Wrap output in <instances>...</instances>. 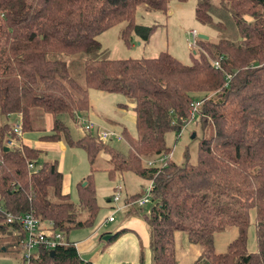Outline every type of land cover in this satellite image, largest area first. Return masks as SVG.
Listing matches in <instances>:
<instances>
[{
	"label": "trees",
	"instance_id": "16d2710c",
	"mask_svg": "<svg viewBox=\"0 0 264 264\" xmlns=\"http://www.w3.org/2000/svg\"><path fill=\"white\" fill-rule=\"evenodd\" d=\"M170 1L0 0V143L13 137L8 117L16 116L25 134L43 132L42 118L48 115L52 128L41 140L81 148L89 169L75 186L73 203L61 191L55 162L35 168L42 152L21 140L16 150L0 149V232L14 234L7 237L22 262L23 234L15 224H5L4 214H31L64 238L91 228L99 213L91 172L102 153L109 180L128 173L151 185L148 212L142 213L144 205L134 206L146 225L150 264H176L175 233L198 247L194 264H264V0H218L216 6L197 0L194 19L215 31L217 40L198 39L190 65L165 51L139 59L100 53L96 37L120 24L122 45L146 42L155 27L135 24L137 11L166 18ZM78 53L81 68L73 75L64 57ZM90 90L130 101L135 136L126 137L125 155L90 132L72 140L59 119L75 120V114L87 112ZM196 100L201 137L195 163L186 159L177 166L169 157L162 166L143 164L170 154L164 137L177 135L182 119L190 122L188 110ZM30 162L33 171L27 169ZM141 195H130L125 205L133 207L129 204ZM250 218L254 253L245 249ZM229 228H235V238L223 253H214L213 235ZM27 264L90 263L68 242L51 252L37 247Z\"/></svg>",
	"mask_w": 264,
	"mask_h": 264
},
{
	"label": "rangeland",
	"instance_id": "374dc122",
	"mask_svg": "<svg viewBox=\"0 0 264 264\" xmlns=\"http://www.w3.org/2000/svg\"><path fill=\"white\" fill-rule=\"evenodd\" d=\"M196 1L186 0L184 3L174 0L170 1L168 5H170L171 14L166 18L157 12L145 13L142 10H138L135 16V24L155 27L147 41L143 43L138 40L133 42L132 46L125 47L118 38L119 31L123 26V24H120L96 37V41L100 45V53L104 52V56L109 59H139L153 58L159 52L165 51L181 64L190 65L192 58H194V49L189 48L187 45L189 39L186 33L188 31L194 30L198 34V37L195 38V44L200 39L199 35H204L205 41L210 43H215L217 40V33L215 31L195 21L193 11ZM217 2L218 0H212V4L215 6ZM194 48L196 49L197 45ZM82 58V53L64 57L73 75L79 74ZM88 102L90 111L87 117L95 126V129L90 131V135L97 137V132L103 130L121 135L122 141L116 142L111 140L108 142V145L125 155L127 153L126 137L133 138L135 136L130 101L121 95L90 90L88 92ZM119 109H123V112L118 111ZM59 119L67 127L72 140H78L82 137L84 133L82 127L67 117H60ZM12 122L13 120L8 119L9 124H13ZM47 134L49 133L47 132ZM193 136L195 138H192ZM200 137L198 118L196 116L187 123L185 129L181 132L180 139L176 140V133L170 132L166 134L164 139L165 145L171 154L170 160L177 166L184 164L186 159L189 164H194L196 160V144ZM23 139L34 145L39 139V134H25ZM62 146V151L58 149L57 145L41 149L44 155L38 159L35 168L38 169L44 161L55 162L63 178L64 192L69 195L68 197L71 202L76 203L75 183L87 176L89 169L81 148ZM98 157L93 165L94 171L91 172L96 203L100 210L97 218L103 219V216L109 212L110 216L105 218L112 217L114 219V223L112 224L102 223L99 233L101 234L113 232L117 230L116 228L123 226L121 225L123 220L121 212L123 199L132 194L142 193L145 186L149 185V182L128 173L121 175L122 180L115 176L111 181L106 177V173L104 172L108 167V163L104 162V157L103 160ZM152 160L154 159H147V161ZM145 162L146 160L143 161V164ZM118 186L121 188L119 201L107 203V200H111L112 196L115 195V189ZM148 208L147 204L144 205L142 213L146 214ZM138 217L142 220L141 216L138 215ZM235 236V228H229L221 233L214 234V253H223L227 244ZM98 237L99 235H96L94 240L92 238L91 241L97 243ZM11 243L7 235L0 234V264H23L22 261L20 262L18 250L11 247ZM245 249L248 253H254L256 250L252 218L249 219L246 230ZM174 252L176 264H194L199 255L198 247L188 244L182 233L174 234ZM144 254L146 256L147 252L144 251Z\"/></svg>",
	"mask_w": 264,
	"mask_h": 264
},
{
	"label": "crops",
	"instance_id": "0c3cea01",
	"mask_svg": "<svg viewBox=\"0 0 264 264\" xmlns=\"http://www.w3.org/2000/svg\"><path fill=\"white\" fill-rule=\"evenodd\" d=\"M171 14L170 11V5L167 7V17ZM204 36V35H203ZM120 107H122L120 105ZM132 106H130L131 109ZM90 111V108L87 112L81 113L82 116H84L86 119H88V112ZM118 111L123 112V109H119ZM132 116V112H131ZM8 119L13 120L12 123L18 121V118L16 116H10ZM72 120V119H71ZM133 120V116H132ZM75 122V120H73ZM76 123V122H75ZM42 128L43 132L38 133H25V134H39V139L34 145L31 143L25 141L23 139V136L25 134H22L21 142L28 147H31L35 150H38L42 153H44L41 149L48 148L51 145H57L59 150H63V142H49V141H43L41 140V137L44 135H47V132L50 133V130L52 128V119L50 116L45 115L42 118ZM78 125V124H77ZM79 126V125H78ZM83 136V135H82ZM65 146V145H64ZM98 158H101L103 160V157L105 158L104 162L108 163V158L104 154H99ZM171 156V154H170ZM97 159V158H96ZM96 161V160H95ZM108 167L105 169L107 170ZM104 170V171H105ZM62 176V175H61ZM86 177V176H85ZM84 177V178H85ZM120 180H122L121 176H117ZM84 178H81L79 181L75 183V186L82 181ZM146 187V186H145ZM61 191L63 194H66L63 190V178L61 183ZM137 194V193H136ZM68 195V194H66ZM133 195V194H132ZM69 196V195H68ZM130 196V195H129ZM128 196V197H129ZM125 197L123 199V205H122V224L121 228H116L117 230L113 232H104L100 233V227L102 223L104 224H112L114 223V219L111 222H105V217L110 216L109 212L107 215L103 216L102 218H96V220L93 223V226L88 229H80V230H74L70 232L67 236H65V239L67 242L74 245V248L76 250V253L78 254L79 258L85 262H89L90 264H150V254L148 251V236L146 233V225L143 220H140L138 215H135L134 213L136 210L135 207H128L125 205V200L128 198ZM112 202V200L108 199L107 203ZM118 202V201H117ZM100 212V210H99ZM41 228H48L45 224L40 225ZM120 230H125L122 234H120L113 242L107 243V241L117 232ZM9 231V230H8ZM5 233L7 236L10 237L14 236V234H8ZM0 234H2L0 232ZM96 235H99L98 241H91V239L95 238ZM105 236H109L106 240H104ZM8 237V238H9ZM13 247V244L11 245ZM142 251V261L139 260V253ZM144 251L147 252L146 256L144 254ZM19 256L20 253L18 252ZM20 262H21V256H20Z\"/></svg>",
	"mask_w": 264,
	"mask_h": 264
},
{
	"label": "built area",
	"instance_id": "2783aa9c",
	"mask_svg": "<svg viewBox=\"0 0 264 264\" xmlns=\"http://www.w3.org/2000/svg\"><path fill=\"white\" fill-rule=\"evenodd\" d=\"M186 35L189 39L187 45L189 48L193 49L195 47V38L198 37V34L194 30H192V31H188ZM211 64L214 69L219 68L218 63L216 61H212ZM229 78H230L229 75L224 76L225 81H228ZM200 103L201 101L196 100L190 104V108L188 110L190 121L195 118ZM74 119L76 124L82 127L84 132H90L95 129V126L81 114H75ZM187 123L188 121L185 119H182L180 121L181 127H180V131L176 135L177 140L180 139L181 132L185 129ZM11 134L13 135V137H7L0 143V149L2 148L4 150H16L17 148H19V141L21 140L22 137L19 120L12 124ZM96 138L98 139V141H100L103 144H107L111 140H114L116 142L122 141L121 135L105 130L98 131ZM169 157L170 154L168 156L157 157L154 158V160L152 161H147L145 164L147 167H153L156 164L162 166L164 164L163 161ZM27 169L33 171L32 162L27 163ZM150 189H151V185L149 184L147 187L144 188L141 197L131 202L129 205L141 207L147 204L150 197ZM120 191L121 188L118 186L115 189V195L112 196L111 199L113 203L119 201ZM4 219H5V224L7 225L15 224L23 234V238L20 242L21 250L23 253L22 254L23 264H27L29 262L32 252L39 246H42L46 251H51L57 246H64L68 243L61 233L52 231L50 225H46L48 228H41L38 220L34 218L31 214H21L15 216L4 214ZM111 221H112V217L106 219V222H111Z\"/></svg>",
	"mask_w": 264,
	"mask_h": 264
},
{
	"label": "water",
	"instance_id": "95a60500",
	"mask_svg": "<svg viewBox=\"0 0 264 264\" xmlns=\"http://www.w3.org/2000/svg\"><path fill=\"white\" fill-rule=\"evenodd\" d=\"M199 38L202 39V40H206V38L203 37L202 35H199ZM108 237H109V236H105V237H104V240H106ZM50 252H51V251H50ZM50 254H51V253H50Z\"/></svg>",
	"mask_w": 264,
	"mask_h": 264
}]
</instances>
